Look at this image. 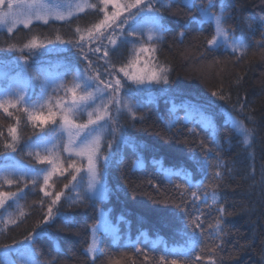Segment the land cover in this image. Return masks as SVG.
Masks as SVG:
<instances>
[{
  "label": "snow or ice",
  "instance_id": "snow-or-ice-1",
  "mask_svg": "<svg viewBox=\"0 0 264 264\" xmlns=\"http://www.w3.org/2000/svg\"><path fill=\"white\" fill-rule=\"evenodd\" d=\"M173 6L195 12L181 26L179 39L183 40L192 24L198 25L200 31H204L205 24L211 28L210 37L206 36V43L202 45L201 58L211 56L221 48L243 57L251 47L249 39L256 29L244 21L245 27L238 36L236 29L227 23L225 0H216L215 3L208 0L199 5L195 0H98V3L91 0H0V34L6 30L10 37L20 30V25L31 32L38 24L49 25L52 21L71 24L89 11L99 16L84 27L78 24L68 39L59 33L54 39H41L33 34L25 42L9 43L5 51L18 55L0 60V113L15 121L7 126L6 131L0 130V224L4 226L0 231H8L9 225H17L26 216L20 201L27 194L29 185L32 190L38 187L43 194L38 202L42 208L47 201V211L36 229L22 241L0 245V264H15L11 259L13 254L19 255L23 264H46L36 257L33 247L37 238L45 234L40 225L47 226L57 219L66 228L74 223L57 206L75 207L85 201L96 204L110 195L104 176L120 146L127 142L120 117L127 113L132 120L143 121V115L137 116L141 105L131 103L132 98L144 92L166 94L169 90L171 69L159 63L156 53L165 34L171 31L163 13ZM260 36L257 46L264 47V22H261ZM129 46L130 55L124 62L122 50ZM53 52L68 55L55 64L40 60ZM92 57L103 62V73ZM9 66H14L15 71H6ZM33 73L39 80L38 91L32 83ZM212 96L225 99L222 90L213 91ZM180 107L185 115H177V106L173 103L169 114L174 118L168 121L167 127L171 130L180 123H193L206 132L208 143L200 140L202 160L196 161L202 179L194 181L192 173L185 169H165L161 162H154L169 183L173 176L184 181L183 185H175L181 190L179 203H175L179 214L171 213L183 227L178 233L180 240L171 246L159 236L148 242L153 251L162 252L157 264H199L202 260L217 264L214 257L224 250L226 238L230 235L228 218L233 215L228 211L229 202L223 193L225 178L231 177L232 169L221 157L223 144L231 141L220 139L213 118L203 109L188 102ZM18 113H23L33 128V134L27 139L22 136ZM193 113L198 120L190 118ZM225 126L246 150L252 147L255 132L243 120L229 113ZM188 132L199 135L195 127L188 128ZM25 158L31 162H25ZM134 163L139 164V158ZM60 177L70 179L60 191H56V179ZM12 187L16 191L9 190ZM152 187L158 185L152 184ZM189 190L190 199H186ZM13 207L15 210L9 211ZM203 208L208 212L205 213ZM192 210L197 214L193 215ZM241 211L250 213L251 209L244 206ZM213 212L215 220L205 228L202 217ZM188 228L192 231H187ZM89 231L91 239L85 254L95 264L96 259L104 255L101 237L111 233L116 242L120 238L119 230L108 227L106 214L98 209L96 223ZM140 235L147 239L146 233ZM205 235L214 242L207 247V256L203 255L205 249L201 248ZM138 243L139 238L136 243L124 247L134 248L137 254L143 253L145 264H149L147 253L137 246ZM253 244L254 238H249L240 247L247 249ZM198 249L200 251L193 258ZM48 264H55V259Z\"/></svg>",
  "mask_w": 264,
  "mask_h": 264
},
{
  "label": "trees",
  "instance_id": "trees-1",
  "mask_svg": "<svg viewBox=\"0 0 264 264\" xmlns=\"http://www.w3.org/2000/svg\"><path fill=\"white\" fill-rule=\"evenodd\" d=\"M91 2L98 3V0ZM207 2L208 0H195L198 5ZM225 4L227 23L236 29L238 36L245 27L244 21L256 29L249 39L251 47L246 55L237 57L221 48L211 56L201 58L205 37H210L211 34L209 25L205 24L204 31H200L198 25L192 24L181 40V26L195 12L178 6L164 12L171 31L165 34L163 43L158 45L156 56L159 63L171 69L168 92H145L132 98L131 103L141 105L137 116L143 115L144 120L134 121L127 113L120 117L122 133L127 142L120 146L119 153L104 176L110 195L96 204L85 201L75 207L58 205V210L70 216L74 223L66 228L57 219L50 221L47 226L40 225L45 229V234L37 238L33 245L39 260L46 264L53 259L55 264H92L85 249L91 239L89 228L96 223L98 209L109 216L112 228L119 230L120 238L114 242L111 233L101 237L104 255L99 256L95 264H145L143 253L137 254L134 248L124 247L126 244L136 243L138 238L137 246L147 253L149 264H157L162 252L153 251L148 241L159 236L171 246L180 240L178 233L183 224L171 213L179 214L175 203H179L181 190L175 185H183L184 181L173 176L169 183L154 162H161L165 169H185L192 173L194 181L202 179L196 161L202 160L200 140L208 143L206 132L193 123H180L171 130L167 127L168 121L174 118L169 114L173 103L177 106L176 114L182 117L185 111L180 106L188 102L203 109L206 115H211L222 141L225 138L231 141L230 144H223L221 157L232 169L231 177L225 178L223 193L229 202L228 211L233 215L228 218L230 235L226 238L224 250L218 252L214 258L217 264H264V47L257 46V41L261 38V22H264V0H225ZM98 18V14L89 11L87 15L81 14L80 19H74L71 24L52 21L49 25L38 24L31 32L19 27L20 30L11 37L3 31L0 34V59L7 60V54H13L5 51L9 43L25 42L33 34L39 35L41 39H54L59 33L68 39L78 24L84 27ZM130 47L122 50L124 62L129 58ZM55 55L66 58L68 53L53 52L42 57L52 60ZM98 64L101 67L103 62L99 61ZM32 83L38 91L39 80L35 73ZM221 90L224 100L212 96L213 91ZM35 99L33 96V100ZM229 113L254 130L255 138L250 149L246 150L238 142V137L225 126ZM17 115L22 121V136L27 139L33 134V128L27 123V117L23 113ZM190 118L199 119L195 113ZM10 123L15 121L0 113V130L6 131ZM192 127H195L198 136L188 132V128ZM108 138L111 139L110 136ZM249 153H252L251 157ZM137 158L140 160L139 164L134 163ZM25 162L31 161L25 158ZM69 179L70 177L57 178L55 190L60 191ZM149 181L152 183L149 184ZM152 184L158 187L154 188ZM9 190L16 191V188ZM190 191L186 193V199H190ZM26 193L20 201L26 216L17 225H9L8 231H0V245L11 244L14 240L22 241L29 232L37 228L46 213L47 201L43 208L38 203L43 195L39 188L32 190L29 185ZM244 206L249 207L251 212H242L241 208ZM189 208L191 210V202ZM14 210V207L9 209ZM203 211L207 213L208 209L203 208ZM192 214L197 213L192 210ZM202 219L205 220L204 227L207 228L208 223L214 222L215 213ZM3 227L0 224V229ZM186 230L192 231L191 228ZM141 232L146 233L147 239L140 235ZM249 238H254L253 246L241 248ZM203 241L201 248L205 249L203 255L207 256L206 249L214 242L209 241L207 235ZM199 251L198 249L193 253V258ZM18 264H23V260L20 259ZM199 264L207 262L202 260Z\"/></svg>",
  "mask_w": 264,
  "mask_h": 264
},
{
  "label": "rangeland",
  "instance_id": "rangeland-1",
  "mask_svg": "<svg viewBox=\"0 0 264 264\" xmlns=\"http://www.w3.org/2000/svg\"><path fill=\"white\" fill-rule=\"evenodd\" d=\"M19 27H23V26L20 25ZM4 31H6V30H4ZM6 32H7V31H6ZM15 55H18V53L15 54ZM7 56L9 57V58H7V60H8V59L12 58L13 54H7ZM41 59H44L43 61H52L53 64H55L56 61H63V60L65 59V57H64V56H58V55H55V57H53L52 60L49 59L48 57H40V60H41ZM92 59H93V61H95L96 64L99 63V61L96 60V57H92ZM0 60H6V58L0 59ZM83 66H84V65H81V67H83ZM45 67H47L46 64H45ZM5 70L8 71V72H10V73H12V72L15 71V68H14V66H9V67L6 68ZM103 71H104V66H103V64H102V66L100 67V72L103 73ZM144 93H145V92H144ZM84 119L86 120L87 117L85 116ZM236 119H238V118H236ZM238 120H239V119H238ZM246 126H247V125H246ZM247 127H249V126H247ZM249 128H250V127H249ZM104 213H105V212H104ZM105 214H106V213H105ZM106 217H107V214H106ZM109 219H110V218H109V216H108V217H107L108 227L112 228V225H111ZM11 259L15 262V264H18V263H19V260L22 259V258H21L19 255H17V254H13V255L11 256Z\"/></svg>",
  "mask_w": 264,
  "mask_h": 264
}]
</instances>
